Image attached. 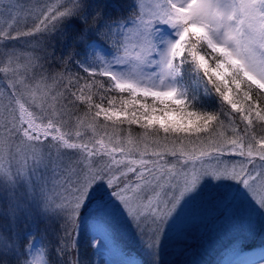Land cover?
I'll return each mask as SVG.
<instances>
[{
    "label": "snow or ice",
    "instance_id": "obj_1",
    "mask_svg": "<svg viewBox=\"0 0 264 264\" xmlns=\"http://www.w3.org/2000/svg\"><path fill=\"white\" fill-rule=\"evenodd\" d=\"M16 7L6 6L8 11ZM127 8V18L112 19L90 0H58L34 15L31 29L15 35L0 30L5 44L21 37L34 41L25 71L44 68L38 62L55 53H36H46L55 37H63L65 44L71 40L75 47L93 33L111 44L110 58H79L76 53L78 69L93 78L83 84L84 77L69 75L58 89L65 79L60 73L51 83L43 75L34 83L25 77L10 80L5 90L10 113L5 126L10 124L9 134L20 137L22 157L30 155L45 167L55 163L53 151L68 159L67 196L54 208L31 175L24 179L26 165L13 174L0 164V184L41 196V214L62 217L69 239L57 248L61 258L78 250L73 233L100 188L104 195L91 216L96 234L108 235V210L114 209L126 215L141 237L147 236L150 255L159 249L182 200L206 179L234 181L245 200L264 210V136L258 139L253 130V114L264 122V0H157L150 11L133 0ZM61 60L70 63L71 56ZM74 84H79L75 90ZM213 95L219 110L206 103ZM80 105L85 111L78 115ZM234 114L245 124L242 133ZM73 120L74 133L65 128ZM132 125L142 130L138 138L132 136ZM7 144V138H0V154ZM225 155L240 159L221 162ZM7 239L0 233V246L7 247ZM47 255L42 247L21 264H49ZM0 264L7 261L0 259Z\"/></svg>",
    "mask_w": 264,
    "mask_h": 264
},
{
    "label": "rangeland",
    "instance_id": "obj_2",
    "mask_svg": "<svg viewBox=\"0 0 264 264\" xmlns=\"http://www.w3.org/2000/svg\"><path fill=\"white\" fill-rule=\"evenodd\" d=\"M58 0H0V30L9 31L15 35L18 31H27L35 23L34 15L40 9L49 4H55ZM93 6L99 5L105 18L120 19L129 16L127 5L133 0H90ZM144 5L145 11L155 7L157 0H137ZM16 5L11 11L6 6ZM95 7L89 11H95ZM95 42V45H93ZM34 41L30 37H21L16 41L5 44L0 41V138H7L6 150L0 154V164L5 168H11L13 174L21 165H26L24 179L29 175L40 186L43 187V196L46 197L54 208L67 196L65 192L64 177L66 175L65 165L68 164L67 157L57 158L53 151L55 163L47 162L37 164L29 155L25 160L20 149V137L9 134L6 125L10 119L7 108V92L10 80L25 77L26 82L34 83L40 77H48V83L52 77L63 73L65 77L57 88L67 83L69 75L87 77L77 66L73 67V59L76 53L80 58L85 56L94 57L99 54L105 58L109 57L112 50L109 41L89 33L83 42H78L73 47L70 40L64 43L63 37H55L46 53L49 59H41L38 63L44 68L35 67L25 71L24 65L27 57L32 54ZM9 55L12 61H9ZM71 56L70 63L68 61ZM19 58V59H17ZM54 61V62H53ZM19 65V66H18ZM5 69H10L5 71ZM79 72V73H78ZM106 80V78L99 77ZM79 84H82L79 81ZM73 85V90L79 87ZM214 110H219L220 105L216 97L206 101ZM264 103V101H262ZM107 106V104L105 105ZM85 106L80 105L79 114H83ZM18 115V112H17ZM235 125L242 133L245 124L239 120L238 114ZM40 122L39 120L37 121ZM100 123H103L101 120ZM123 136H127L129 128L122 126ZM66 129L75 130V121H70ZM253 130L259 139L264 136V122L255 118L253 114ZM98 131H102L99 130ZM132 136L138 138L142 130L138 126H131ZM226 134L231 136L225 125ZM86 135L90 136L88 131ZM163 134L161 133V138ZM206 140L207 137H204ZM43 140V137H42ZM187 143V140L185 141ZM169 161L172 157H166ZM236 156L225 155L221 162L229 163L238 161ZM211 163H216L215 160ZM230 185H233L231 187ZM234 181H215L206 179L198 190L185 197L178 207L176 213L167 223L158 248L152 249L150 255L146 251L147 236L141 237L126 215L109 209L110 215L107 227L108 235L101 237L96 234V224L91 216L97 208L99 198L104 195L103 188L93 192L92 202L84 209L82 221L73 237L79 241L78 250L68 251L61 258L57 248L62 244L65 237L61 228L62 217L53 213L41 214L39 195H25L23 187H15L10 184H0V233L8 239L4 242L8 246H0V259L7 264H21L26 256L35 254L44 247L45 238L48 237L52 248L55 249V260L58 264H67L72 261L75 264H264V213L236 191ZM39 191V187L37 188ZM103 214V213H102ZM246 248V249H242ZM48 250V249H47ZM49 252V250H48ZM48 261L49 258L47 257ZM50 264V263H49Z\"/></svg>",
    "mask_w": 264,
    "mask_h": 264
},
{
    "label": "trees",
    "instance_id": "obj_3",
    "mask_svg": "<svg viewBox=\"0 0 264 264\" xmlns=\"http://www.w3.org/2000/svg\"><path fill=\"white\" fill-rule=\"evenodd\" d=\"M79 58H80V56H79ZM77 59H78V57H77V55H75V57H74V59H73V67H75L76 66V64H77ZM79 73V72H78ZM187 78V77H186ZM91 79H93V78H90V77H84V79H82V80H80L81 82H82V84L85 82V80H91ZM95 79H97V80H101L99 77H96ZM115 95H118V94H115ZM94 99L97 101V102H99V97L97 96V97H94ZM150 102V101H149ZM104 104L106 105L107 104V101L105 100L104 101ZM134 126H136V125H133V127ZM53 261V260H52ZM53 264H56V261H53ZM213 264H215V262H213Z\"/></svg>",
    "mask_w": 264,
    "mask_h": 264
}]
</instances>
